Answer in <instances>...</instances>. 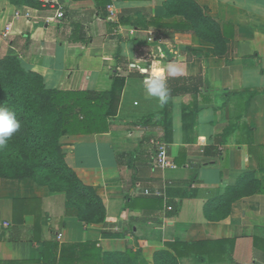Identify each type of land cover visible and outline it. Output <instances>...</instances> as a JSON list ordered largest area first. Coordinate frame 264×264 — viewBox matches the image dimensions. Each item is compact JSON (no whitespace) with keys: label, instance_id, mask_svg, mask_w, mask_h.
<instances>
[{"label":"crops","instance_id":"0c3cea01","mask_svg":"<svg viewBox=\"0 0 264 264\" xmlns=\"http://www.w3.org/2000/svg\"><path fill=\"white\" fill-rule=\"evenodd\" d=\"M164 1L0 0V57L18 58L47 87L100 92L111 75L125 77L107 132L60 138L105 219L84 224L65 215L62 192L0 179V264H41L43 255L47 264H102L104 253L126 249L152 264L174 240L210 242L209 264H264V0H196L226 27L223 56L192 33L166 28L180 17H164ZM152 62L180 70L167 78V135L161 116H152L165 105L147 95L139 71L150 74ZM179 88L188 90L171 92ZM184 107L197 114L186 117ZM152 138L176 168L154 165ZM246 172L259 191L235 200L225 218L207 220L204 204ZM180 264L199 263L184 256Z\"/></svg>","mask_w":264,"mask_h":264},{"label":"trees","instance_id":"16d2710c","mask_svg":"<svg viewBox=\"0 0 264 264\" xmlns=\"http://www.w3.org/2000/svg\"><path fill=\"white\" fill-rule=\"evenodd\" d=\"M109 1L94 0L97 7L107 5ZM163 6L164 17H180L164 24L166 28L196 35L213 46L216 56L226 53V27L210 17L196 0H165ZM111 80L110 88L100 92L59 90L47 87L42 75L25 69L18 58L0 57V107L14 112L20 123L19 130L0 150V179L28 178L47 187L50 192H62L65 215L74 216L84 224L102 222L105 219L104 204L94 188L83 183L67 164L60 138L109 130V120L117 114L125 77L113 74ZM186 90L179 88L171 92L178 94ZM170 110L165 104L162 110L152 115L161 116L165 135L170 127ZM183 111H188L186 117L197 114L196 107H184ZM259 186L260 181L254 173H243L234 185L225 188L222 195L204 204L205 218L209 221L225 218L235 200L258 192ZM208 243L169 241L166 245L171 250L155 251L152 264H180L184 256L194 263L209 264L212 251ZM39 261L47 264L44 255ZM101 261L102 264H147L138 252L131 249L104 253Z\"/></svg>","mask_w":264,"mask_h":264},{"label":"clouds","instance_id":"9594fccd","mask_svg":"<svg viewBox=\"0 0 264 264\" xmlns=\"http://www.w3.org/2000/svg\"><path fill=\"white\" fill-rule=\"evenodd\" d=\"M126 53L128 49L126 48ZM135 66V65H133ZM139 71L144 75L143 87L148 96L155 98L158 105L163 107L169 99L170 90L167 87V78L180 74V70L172 63L166 67H158L155 62L149 68L140 67ZM20 128V123L15 117V113L8 108L0 107V150L4 149L13 134Z\"/></svg>","mask_w":264,"mask_h":264},{"label":"built area","instance_id":"2783aa9c","mask_svg":"<svg viewBox=\"0 0 264 264\" xmlns=\"http://www.w3.org/2000/svg\"><path fill=\"white\" fill-rule=\"evenodd\" d=\"M111 14H113L112 7H108ZM63 12L58 11L56 17H62ZM148 41L152 40V37L147 38ZM150 144L154 149V165H156L159 168H176V164L171 160L167 153H166V147L165 144L157 139H150ZM145 193H148V190H145ZM168 209H171V207H168ZM6 224V223H5ZM61 234H58V237H60Z\"/></svg>","mask_w":264,"mask_h":264}]
</instances>
